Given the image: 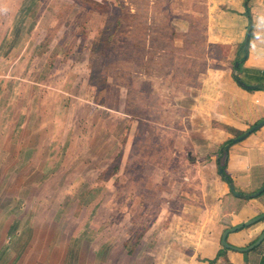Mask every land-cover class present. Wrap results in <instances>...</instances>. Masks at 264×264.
<instances>
[{
	"label": "rangeland",
	"instance_id": "374dc122",
	"mask_svg": "<svg viewBox=\"0 0 264 264\" xmlns=\"http://www.w3.org/2000/svg\"><path fill=\"white\" fill-rule=\"evenodd\" d=\"M8 1L20 7L0 43V149L24 155L0 162L39 180L32 166L50 160L57 197H102L135 239H217L222 141L197 150L188 118L238 76L214 37L222 0Z\"/></svg>",
	"mask_w": 264,
	"mask_h": 264
},
{
	"label": "crops",
	"instance_id": "0c3cea01",
	"mask_svg": "<svg viewBox=\"0 0 264 264\" xmlns=\"http://www.w3.org/2000/svg\"><path fill=\"white\" fill-rule=\"evenodd\" d=\"M8 2L0 0V43L9 28L8 14H18L20 7ZM221 3L219 13L214 14L220 33L214 37L229 47L227 59L231 60L237 47L247 41L238 76L246 84L264 85V0ZM231 76L218 96L211 91L214 95H208V100L192 104L188 119L198 122L192 124L190 131L197 134L189 140L197 150L201 142L214 144L219 138L223 144L234 139L235 132H246L264 118V91L245 90ZM23 155V150L0 149V157ZM32 167L43 174L41 179L25 178V165L17 160L0 162V264H264V240L247 252L235 250L248 248L264 234V219L227 235L226 243L234 250L221 244L225 230L264 213V192L248 197L264 182V126L229 147L226 172L240 196H233L221 181L223 196L217 205L224 223L220 234L208 244L202 240L189 249L170 246L168 234L156 229L145 230L135 239L130 227H119V214L103 213L102 197L96 198L93 207L82 205V197L73 201L64 195L57 197L53 162Z\"/></svg>",
	"mask_w": 264,
	"mask_h": 264
},
{
	"label": "water",
	"instance_id": "95a60500",
	"mask_svg": "<svg viewBox=\"0 0 264 264\" xmlns=\"http://www.w3.org/2000/svg\"><path fill=\"white\" fill-rule=\"evenodd\" d=\"M250 27L248 29V33H247V38L249 37V34H250ZM235 67L238 66V63H235L234 64ZM236 83L243 89L245 90H263L264 91V85L263 84H246L245 82L241 81V80H236ZM262 126H264V118L259 121L258 123H256L255 125H253L252 127H250L246 132H244V134H242L241 136L237 137V138H234L232 140V144H236V143H239L243 140H245L248 136H250L252 133L258 131ZM218 172H221V169L218 170ZM229 192L233 195V196H240L239 193L235 192L234 191V188H233V185L230 184L229 185ZM264 192V182L262 184V186L253 194L249 195L248 197L250 198H256L258 197L259 195H261L262 193ZM261 219H264V213L260 214L259 216L249 220L248 222L244 223V224H241V225H238L234 228H231V229H227L223 232L222 234V237H221V244L224 248L226 249H232L234 250L235 248H232L231 246H229L227 243H226V237L229 233H233V232H236V231H239L241 229H243L245 226H250L258 221H260ZM264 240V234L260 236V238L254 242V244H252L251 246H249L248 248H244V249H235L237 250L238 252H247L249 250H252L254 249L255 247H257L262 241Z\"/></svg>",
	"mask_w": 264,
	"mask_h": 264
},
{
	"label": "trees",
	"instance_id": "16d2710c",
	"mask_svg": "<svg viewBox=\"0 0 264 264\" xmlns=\"http://www.w3.org/2000/svg\"><path fill=\"white\" fill-rule=\"evenodd\" d=\"M246 12H247V15L249 16L248 9ZM247 46H248V42L245 41L243 44L237 47V50L235 52V58L233 60V64L238 63V66L235 67V70L237 71V73L240 72L242 68V64L246 58ZM233 79L235 81L241 80L240 77L238 76H234ZM255 83L262 84L260 82H255ZM242 134H244V132H235V138L241 136ZM232 140L233 139H229L225 141L223 144H221L218 147V152H217V157H218L217 166H218V170L221 169V172H219V175H220L221 180L225 182L228 186L232 184V179L229 177V175L226 172V164H227V157H228V149L232 145Z\"/></svg>",
	"mask_w": 264,
	"mask_h": 264
}]
</instances>
